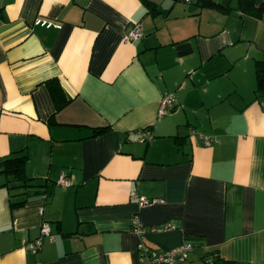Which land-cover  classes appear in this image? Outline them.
<instances>
[{"label": "crops", "instance_id": "crops-1", "mask_svg": "<svg viewBox=\"0 0 264 264\" xmlns=\"http://www.w3.org/2000/svg\"><path fill=\"white\" fill-rule=\"evenodd\" d=\"M231 6L0 0V161L25 153L43 185L23 195L0 173V264H139L134 218L158 250L191 242L181 264H264V16ZM135 25L142 37L124 42ZM43 222L52 238L33 253Z\"/></svg>", "mask_w": 264, "mask_h": 264}, {"label": "trees", "instance_id": "trees-1", "mask_svg": "<svg viewBox=\"0 0 264 264\" xmlns=\"http://www.w3.org/2000/svg\"><path fill=\"white\" fill-rule=\"evenodd\" d=\"M185 1V0H184ZM186 2H193L200 8L216 10L222 13H227L231 10V3L234 4L241 14L251 16L254 18H261L264 16V0H189ZM224 2V3H223ZM255 90L256 94L264 93V60L255 62ZM49 90L52 94L53 99L58 103V95L62 93L57 82L53 80L47 81ZM63 101V103H65ZM59 106V104H57ZM60 107V106H59ZM109 130V126L95 128L93 130L92 136L101 134ZM27 162V155L25 153H18L8 158H4L0 161V173L4 175L5 182L1 185L6 187L9 191L13 189H23L25 190L23 195L32 188H41V184H33V179L26 177L25 175V164ZM45 186V185H44ZM43 192L47 193L44 189ZM14 197L13 194L10 195V207L16 208L24 205L26 199L23 198L18 201H12ZM214 264H231L226 261H222L219 258L215 257Z\"/></svg>", "mask_w": 264, "mask_h": 264}, {"label": "built area", "instance_id": "built-area-1", "mask_svg": "<svg viewBox=\"0 0 264 264\" xmlns=\"http://www.w3.org/2000/svg\"><path fill=\"white\" fill-rule=\"evenodd\" d=\"M189 1V0H185ZM35 25H40L42 27H56L60 28L59 25H55L51 22L44 21L41 19H37L34 23ZM142 37L141 29L138 25H135L133 28L128 30L126 33L123 34V41L124 42H131L136 39H139ZM176 103L175 97L172 94H168L162 97L160 101V106L158 109V115H163L167 110L174 107ZM142 139L141 141H148L150 139V134L146 131L140 132ZM211 139L208 137H204V143L206 145L210 144ZM57 184L69 187L70 182L66 180L63 176H60L57 180ZM138 205L139 208L147 207L151 204H153L155 201L149 200L145 197L141 196H134L133 197ZM133 228L132 231L139 237V242L137 244V253H138V261L139 264H181L188 260L190 253L193 249V244L191 242H185L179 246H176L174 248L168 249V250H158L154 247H151L147 245L142 238L145 235L146 229L141 227L135 222V218L133 219ZM172 228L169 225L164 226L162 229L167 230ZM152 230H155L154 228ZM50 225L47 222H43L40 227V236L32 241H28L24 243L25 249L35 253L42 245V238L48 237L52 238L50 234ZM206 263L212 264V259H206Z\"/></svg>", "mask_w": 264, "mask_h": 264}]
</instances>
